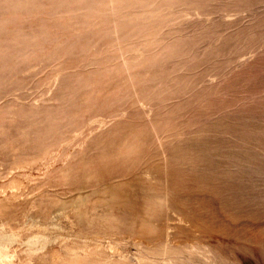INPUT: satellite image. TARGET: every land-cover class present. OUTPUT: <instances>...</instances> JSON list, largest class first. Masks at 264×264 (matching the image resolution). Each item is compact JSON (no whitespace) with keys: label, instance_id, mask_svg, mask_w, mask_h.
<instances>
[{"label":"rangeland","instance_id":"374dc122","mask_svg":"<svg viewBox=\"0 0 264 264\" xmlns=\"http://www.w3.org/2000/svg\"><path fill=\"white\" fill-rule=\"evenodd\" d=\"M189 138L219 161L244 155L230 168L264 202V0H0V226L20 233L0 264H169L149 250L172 209L193 219L172 222L171 244L208 251L179 248L173 264H264V205L259 221L211 220L205 193L169 196L172 148ZM37 234L50 241L30 254Z\"/></svg>","mask_w":264,"mask_h":264},{"label":"bare ground","instance_id":"6f19581e","mask_svg":"<svg viewBox=\"0 0 264 264\" xmlns=\"http://www.w3.org/2000/svg\"><path fill=\"white\" fill-rule=\"evenodd\" d=\"M216 143H218V142H216ZM221 146L225 147V144H223ZM209 147L210 146L207 143V141L206 142L201 141V140H199V138L198 139L189 138V139L183 140V142L180 145L174 146L172 148V150L176 149V154L174 155V153H172V155H174V156H172V158L169 160L171 165L169 166V164H168L169 167H168L167 175H168V184H169V188H168L169 196H171L172 199H177L180 194L178 192H175V191L177 188L179 189L180 186H182L183 189L184 188L186 189V191L184 193H185V195H187L188 198H192L198 192L205 193L208 196V201L212 205H214L215 208L211 209L210 211L206 210L209 212L204 213L205 209H203V208L204 207L206 208V205H204V207H198L196 210V212L198 214L195 215L197 218L203 216L202 211L204 213L203 219L215 220V219H220V217H223L225 220H230V221H234V222L239 221V220L244 219V218H247V219L257 218L258 219L257 215H259V214L256 215L257 212L261 213L262 215L261 214L260 215L263 216L264 215L262 212L263 210H261V212H259L260 209L258 210L259 207H262L264 205L263 204L264 202H262L263 199H261L262 197H260V195H259L260 193L258 194L256 192H252L253 191L252 189H251L252 191L250 192V190H249L250 187L248 188L246 186L248 189H245L244 185H246V184L243 185L242 184L243 182L240 181V179H242L243 176H245L243 174L246 173V172L243 173V171H242L243 170V167H242L243 161L241 160V158H242L241 156H243V158H244V155L239 154L241 156L236 157L233 154L234 152H231L232 155L227 154L229 156L228 158H230V159L228 160V158L226 157V159H227L226 160V159L221 157L222 155H223V157H225L226 155L224 156V154H222V153H224L222 151L223 148L220 147V148H222V150H220V151H222V153L220 151H218L219 148H218V150H216V152L217 151L220 152L219 154H222V155H219V154L218 155H219V157H221L224 160L222 161L219 158L220 159V161H219L218 158L216 159V157H218V156L215 157V155H217V153L216 154L214 153L215 154L213 156L214 158L212 157L213 152H211L212 150L209 152V150H210ZM197 148H201V150L204 149V152L207 149H209L207 151V153L209 155H210V153H212V155L209 156L205 152L206 156H203L204 155L203 151H199L201 153L200 155H199V153H197L198 151L196 152L197 154H195L194 150ZM210 148H213V147H210ZM225 149H227V146ZM192 150H193V152H192ZM227 150H225V152ZM233 150L234 149H232L231 151H233ZM235 151H236V149H235ZM214 152H215V150H214ZM229 152L227 151V153H229ZM239 152H240V150L238 151V153ZM242 152H244V151H242ZM249 152L250 151L247 150V153L245 154V158H247L246 155ZM251 154H248V155L251 156ZM252 156H256V155H252ZM252 156L251 157L248 156V158H252ZM151 158L154 159V157H151ZM151 158L148 160H145L144 162H139V163L135 164V166L133 168L136 171L135 172L136 176H138V175L143 176L144 174L146 175V174L150 173L152 168H154L153 165H151L152 163H149L151 161ZM257 159H259V158L257 157ZM239 160H241L242 162H238ZM252 160H250V161H252ZM256 160L254 158V161H256ZM263 162H261V163L264 164ZM261 163L258 166H261L262 165ZM252 164H255V162H253ZM233 165L235 167L237 165L238 169H239V167H241L242 170L241 169L240 170H231L230 166L233 167ZM253 166L251 165V167H253ZM256 166L257 165H255V168L258 169V166L257 167ZM155 167L157 170H159V174H160L158 183L163 184L162 174L160 173L162 170H161V168H159V166L157 164L155 165ZM261 167H263V166H261ZM248 168H250V167H248ZM244 169L247 170V172L252 171L251 173H253V170L249 171L248 169H246V167H244ZM262 169H264V167ZM254 171L257 172V170H255V169H254ZM123 174L124 173H120L119 176H123ZM257 174H258V172H257ZM252 175H250V178ZM247 176H249V175H247ZM253 177L251 178V180H253ZM254 179L256 180L255 177H254ZM243 181L245 182V179H243ZM248 182H250V181H248ZM245 183H247V182H245ZM252 184H254V183H252ZM256 185H254V186L256 187ZM254 186L252 188H255ZM246 190H249V192H247ZM255 190H256V188H255ZM256 191H258V189ZM259 192H262V191L260 190ZM93 194L99 196L102 194V190L96 189V192H94ZM263 196H264V194H263ZM161 197H162L161 194H159L157 192L154 194H150L148 196V198L146 199L145 204L147 205V208L145 207V209H146V212L148 215V217L146 218V222H145L146 226H150L152 218L159 214L158 205L156 204V202L158 199H161ZM259 197L262 201L259 199ZM179 199L181 200V198H179ZM196 201H195V203H196ZM192 202H194V201H192ZM197 203H200V202H197ZM173 205H172V207H173ZM191 205L192 204H190V206ZM178 207H182V206H178ZM255 207H257V208H255ZM152 208H154L153 212H151ZM261 209H263V207ZM255 210H258V211L256 212ZM54 214L55 215L52 216V221L55 218L59 217L60 212H55ZM191 215H192V213H190V215H189L186 212L179 211V209H177V210L172 209V213L168 216L166 223H165V226H164V229H163V236H162L163 240L159 239V241L162 242V243H160L161 244L160 248H157L156 250H152L153 248H150L151 250H149V252H152V251L156 252L158 250L164 252L165 254H167L169 256L168 257L169 264H173V260L175 258L173 255L175 254L176 251L180 250L179 248L182 249V250H180L181 252L186 251V252L194 253L195 251H198L199 255H203V256L206 255L208 252L207 248L204 245H202L201 243L188 242V245L186 244V245H182V246H180V245L176 246V245L171 244V240L173 239V238L171 239V230L173 228L172 222L176 221V220L189 222L191 219H193V218H191ZM257 221H259V219ZM190 222H192V221H190ZM162 226H163V224H162ZM187 226H189V225H187ZM190 226H191V224H190ZM197 226L202 228L203 224H200ZM191 231H193V230H191ZM194 232H195V230H194ZM129 233H130V231H129ZM148 233H150V232H148ZM204 233H206V232H204ZM172 235H174V234H172ZM19 236H20L19 232H17L16 230L9 229L7 227V225L0 226V256L2 257V259L4 260L5 263L8 261V259L10 257V252H11L12 246L15 244V242L19 241ZM136 237H138V236H136ZM159 238H161V237H159ZM92 239L98 240L97 237H93ZM49 241H50V239L47 235H40V234L33 235L32 237H30L27 240V244L29 246V249H28L29 253L35 254L40 249L41 245H45ZM149 241L150 240L148 239V242ZM153 242H154V240H153ZM201 242H202V240H201ZM172 243H173V241H172ZM45 254H42V255H45ZM42 255L39 254V256H42ZM86 256H87V253H86ZM72 257L74 258V256H72ZM82 257H84V256H82ZM209 257H210V255H209ZM73 258H72L73 261L69 264H88L87 260H85L84 258H81L78 256L75 259H73ZM27 262L28 261H26V263ZM92 264H107V263L105 262V260L101 259L99 262L97 260V261H94Z\"/></svg>","mask_w":264,"mask_h":264}]
</instances>
